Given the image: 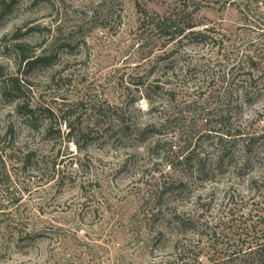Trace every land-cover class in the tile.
<instances>
[{
  "label": "rangeland",
  "instance_id": "obj_1",
  "mask_svg": "<svg viewBox=\"0 0 264 264\" xmlns=\"http://www.w3.org/2000/svg\"><path fill=\"white\" fill-rule=\"evenodd\" d=\"M181 8L203 36L142 26ZM260 238L264 0H0V264H214Z\"/></svg>",
  "mask_w": 264,
  "mask_h": 264
},
{
  "label": "trees",
  "instance_id": "obj_2",
  "mask_svg": "<svg viewBox=\"0 0 264 264\" xmlns=\"http://www.w3.org/2000/svg\"><path fill=\"white\" fill-rule=\"evenodd\" d=\"M143 11V19H142V26H146L147 28H150V30L157 32L159 37H162L165 39V42L169 43L171 41H178L182 42L184 39H190L191 37L197 38L199 36H203V32L194 30V27L196 26L191 21V14L192 11H187L185 8L178 9L177 11H173L167 15H155L154 17H148L146 10H140ZM48 58L46 55L42 54L40 56H36L33 59H29L26 57L25 60H27V64H33L37 62H44ZM3 81V92L5 86H9V83H4ZM12 89H14L12 87ZM148 98V96H147ZM18 108L21 109V117L27 121L28 118L31 117L33 114V109L28 108V106L24 107L22 104L18 105ZM20 111V110H19ZM76 118L71 112V114H68L67 116H64L62 118V121L64 125L68 128V134L70 136L69 139L74 140V137L72 136V133L74 131V126L72 125V119ZM120 130L118 132H121V135L128 137L131 133L129 126H122L119 128ZM146 130H148V126H144L140 128L137 131V135L141 137L145 134ZM80 132V129H78V132ZM226 134V133H225ZM218 135V134H216ZM222 132L220 135H218L219 138V148L224 149V146L222 145L223 138L221 137ZM224 155L220 154V157L222 158ZM192 157L190 155H185L181 160L178 162L180 163H189L192 161ZM200 160H198V164ZM198 164H196V172L200 173L203 171L199 168ZM177 224L181 225L182 221L179 219ZM239 239V238H238ZM262 239V240H260ZM258 239L259 242L256 241L255 246L253 249H250L248 251H244L242 249L243 246V240L239 244L238 249H233L229 253H223L220 258H217L214 262V264H264V238ZM188 249L182 248L180 244H175L174 246V256L177 257V261H181V264H195L197 262V259H192L190 261L184 260L186 259V255L188 253ZM196 264H201V262H197Z\"/></svg>",
  "mask_w": 264,
  "mask_h": 264
}]
</instances>
